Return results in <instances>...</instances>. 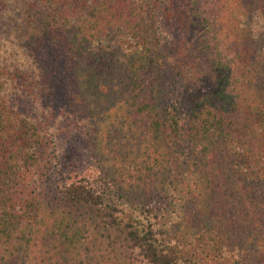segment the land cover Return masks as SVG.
Wrapping results in <instances>:
<instances>
[{"label":"trees","instance_id":"1","mask_svg":"<svg viewBox=\"0 0 264 264\" xmlns=\"http://www.w3.org/2000/svg\"><path fill=\"white\" fill-rule=\"evenodd\" d=\"M204 1L0 0V264H264V0Z\"/></svg>","mask_w":264,"mask_h":264},{"label":"rangeland","instance_id":"2","mask_svg":"<svg viewBox=\"0 0 264 264\" xmlns=\"http://www.w3.org/2000/svg\"><path fill=\"white\" fill-rule=\"evenodd\" d=\"M217 2L218 0L204 1V3H209L214 8ZM28 98L29 96L27 94H19L13 99L14 104L16 102L15 105L18 110L24 115L35 114L37 109L35 101L28 100ZM58 126L56 141L62 148L65 147L62 153L64 159L63 162L61 161V166L59 168V181L62 183H69L77 177L76 175H80L85 166H89L86 140L81 127L77 126L74 122H68L65 119L62 120Z\"/></svg>","mask_w":264,"mask_h":264}]
</instances>
